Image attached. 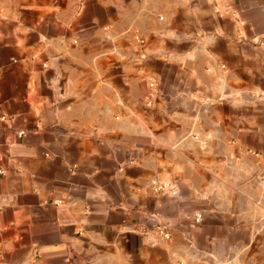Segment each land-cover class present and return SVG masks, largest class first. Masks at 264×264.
Listing matches in <instances>:
<instances>
[{"label": "crops", "instance_id": "obj_1", "mask_svg": "<svg viewBox=\"0 0 264 264\" xmlns=\"http://www.w3.org/2000/svg\"><path fill=\"white\" fill-rule=\"evenodd\" d=\"M0 171V264H264V0H0Z\"/></svg>", "mask_w": 264, "mask_h": 264}, {"label": "built area", "instance_id": "obj_2", "mask_svg": "<svg viewBox=\"0 0 264 264\" xmlns=\"http://www.w3.org/2000/svg\"><path fill=\"white\" fill-rule=\"evenodd\" d=\"M18 135L21 136L22 133H19ZM0 173H1V171H0ZM162 188L163 187H160V189H162ZM194 221H195V223H200L201 222V215L200 214H196L195 217H194ZM156 232L163 239H165V240L169 239V231H168L166 226H163V225L162 226H158L157 229H156Z\"/></svg>", "mask_w": 264, "mask_h": 264}]
</instances>
